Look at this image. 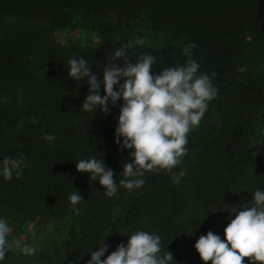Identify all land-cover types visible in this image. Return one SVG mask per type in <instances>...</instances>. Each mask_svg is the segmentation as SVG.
Wrapping results in <instances>:
<instances>
[{"label": "trees", "instance_id": "16d2710c", "mask_svg": "<svg viewBox=\"0 0 264 264\" xmlns=\"http://www.w3.org/2000/svg\"><path fill=\"white\" fill-rule=\"evenodd\" d=\"M73 17L99 32L97 45L53 41V28ZM143 20L147 30L175 44L135 45L131 31ZM7 26L17 33L8 35ZM128 41V62L151 54L156 59L150 73L156 74L183 64L188 57L182 49L194 42L191 58L199 71L216 73L211 79L218 92L187 134L179 165L145 172L143 186H119L106 197L74 163L95 156L113 170L117 184L123 178L119 173L131 149L113 143L120 101L107 114L79 111L87 78L75 82L66 68L69 58H84L100 79L113 51ZM44 133L55 140L45 141ZM20 155L27 165L22 175L0 178V218L19 230L26 221L65 217L68 228L63 251L21 261L8 248L3 264H86L87 252L99 242L107 245V256L136 230L160 236V254L172 255L169 264H211L198 258L196 238L212 231L223 239L233 218L229 209L264 189V0H0V159ZM180 170L185 176L173 183ZM74 189L83 199L76 205L79 215L67 199ZM242 259L248 264L249 257Z\"/></svg>", "mask_w": 264, "mask_h": 264}, {"label": "clouds", "instance_id": "9594fccd", "mask_svg": "<svg viewBox=\"0 0 264 264\" xmlns=\"http://www.w3.org/2000/svg\"><path fill=\"white\" fill-rule=\"evenodd\" d=\"M134 43L139 46L143 40L137 39ZM132 46L133 42L128 41L113 51L111 62L105 63L100 79L91 73L86 59L71 57L67 61L69 78L75 82L87 78L84 81L87 95L79 111L93 113L99 109L107 114L110 107L120 101L113 143L118 145V150L131 149L128 152L130 161L122 165L119 173L123 178L117 184L113 170L95 156L74 163L78 172L87 173L88 179L102 186L106 197L115 195L119 186L129 191L143 186L145 181L140 177L145 172L171 171L179 165L187 151V134L199 125L209 102L218 92L211 79L216 73L210 76L199 71L200 65L191 58L194 42H188L182 49L188 57L183 64L162 67L158 74L150 73L156 59L151 54H141L135 61L128 62L130 56L125 50ZM118 60L123 61V66L117 65ZM237 71L243 72L245 68ZM101 85L103 95L100 94ZM31 122H36L35 117ZM43 139L52 142L55 136L44 133ZM25 160L24 155L0 159V178H19L22 168L27 166ZM185 174L184 170L173 173L172 182L178 183ZM67 199L73 214L79 215L82 210L76 205L83 199L77 190L69 193ZM249 201L229 209L233 218L223 228V239L212 231L196 238L193 249L200 261L244 264L242 258L249 257L248 264L254 261L264 264V189L254 190ZM9 231L6 220L0 218V264L9 248ZM126 236L127 241L117 244L107 256V245L99 242L95 251L87 252L90 258L86 264H169L173 261L171 253L160 254L159 235L136 230ZM21 251L31 255L34 249L25 245Z\"/></svg>", "mask_w": 264, "mask_h": 264}, {"label": "rangeland", "instance_id": "374dc122", "mask_svg": "<svg viewBox=\"0 0 264 264\" xmlns=\"http://www.w3.org/2000/svg\"><path fill=\"white\" fill-rule=\"evenodd\" d=\"M13 18H8L7 22H12ZM146 22L137 21L131 35L133 42L142 39L145 46L159 48L164 44H175V42L165 38L159 33H154L146 29ZM6 33L12 35L17 33L16 29L7 26ZM53 41L59 45L78 44L83 47L95 46L99 43V32L92 28L81 25L78 18L73 17L71 22L65 27H54L51 32ZM119 212L115 208L113 214ZM10 227L8 234L9 249L21 261H30L40 254H49L53 251H63V242L66 240V230L68 228L67 218L59 221H26L19 230L14 228L13 222L4 218ZM34 249L31 255L24 254L21 249L25 246Z\"/></svg>", "mask_w": 264, "mask_h": 264}]
</instances>
